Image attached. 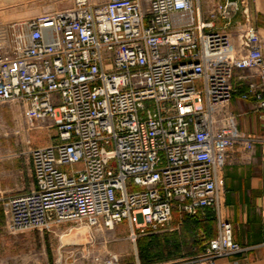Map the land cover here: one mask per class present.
<instances>
[{"label": "built area", "instance_id": "1", "mask_svg": "<svg viewBox=\"0 0 264 264\" xmlns=\"http://www.w3.org/2000/svg\"><path fill=\"white\" fill-rule=\"evenodd\" d=\"M69 1L0 29V105L59 140L30 149L35 186L5 201V231L56 234L71 223L105 234L126 224L136 242L168 228L174 212L211 209L217 236L165 264H218L240 252L224 171L234 149L261 140L230 111L234 72L258 70L264 85V38L246 0L218 1L197 23L198 0ZM239 13L238 51L216 21L230 26ZM257 90L250 84L264 109Z\"/></svg>", "mask_w": 264, "mask_h": 264}, {"label": "crops", "instance_id": "2", "mask_svg": "<svg viewBox=\"0 0 264 264\" xmlns=\"http://www.w3.org/2000/svg\"><path fill=\"white\" fill-rule=\"evenodd\" d=\"M218 1L221 0H198L196 23L199 20H207L209 12ZM246 2L251 24L264 38V0ZM0 3L5 6L0 8V12L15 11L17 3L19 9L21 6V0H0ZM69 4L71 5V2ZM241 22V13L234 18L232 25L227 27L223 20L216 21V28L225 29L231 35L232 45L237 50L240 49L237 27ZM232 80L236 91L230 102V111L237 116L238 127L242 133L248 138H260L261 141L255 143L251 152L243 148L234 149L225 167L222 186L225 192L226 215L233 226L234 240L242 250L220 259L218 264H264V109L258 108L257 98L254 94H249V86L254 83L258 85L257 93L264 99V85L258 70H236ZM244 94H249V98L243 99ZM33 132L47 133V136L53 133L32 131L27 148H21L20 141L13 136L5 140L0 139V264H21V239L19 235H10L5 231L3 205L9 198L27 194L35 186L30 149L54 145L52 141L42 143L32 135ZM170 227L169 231L149 235L151 243L162 244L161 238L167 241L173 238L179 242L176 256L163 257L165 260L198 255L203 250L202 242L198 238L203 236L204 239H213L217 236V221L211 209L195 216H183L174 212Z\"/></svg>", "mask_w": 264, "mask_h": 264}, {"label": "rangeland", "instance_id": "3", "mask_svg": "<svg viewBox=\"0 0 264 264\" xmlns=\"http://www.w3.org/2000/svg\"><path fill=\"white\" fill-rule=\"evenodd\" d=\"M69 2V0H21L20 9L17 5L15 11L0 12V29L14 22L26 21L44 13L62 10L70 6ZM4 7L0 3V8ZM11 8H14L13 5ZM34 130L51 132L49 129ZM34 130H27L21 112L15 109L13 104L0 105V139L5 140L7 137L13 136L20 141L21 148H27L30 142L29 135ZM52 132L51 135L48 134L49 136L43 132H33L32 135L42 143L52 141L55 144L57 138L55 132ZM69 168L70 166H66L64 170ZM75 226L71 223L60 226L56 229V234L38 231L18 234L21 239V264H135L137 260L141 264H157L180 258L174 257L165 260L163 257H167L166 254L161 256L160 253H157L158 250H153L148 261L144 262L139 249L140 244L145 248H151V245L154 243L153 246H155L156 242L151 243L149 235L139 237L136 242H133L129 238V228L126 224L105 234L95 233L86 227ZM78 230L81 231L73 235ZM169 230H171L170 226L158 234ZM84 232L87 234L82 236ZM64 235H69L64 238L69 237L66 243L62 240ZM202 238L203 236L198 240H201L203 245L206 240ZM161 239L160 242L165 244L167 240ZM169 240H173V238ZM60 246H64V248L60 249ZM111 255L116 256L117 261L112 259Z\"/></svg>", "mask_w": 264, "mask_h": 264}, {"label": "trees", "instance_id": "4", "mask_svg": "<svg viewBox=\"0 0 264 264\" xmlns=\"http://www.w3.org/2000/svg\"><path fill=\"white\" fill-rule=\"evenodd\" d=\"M183 245H185V242H183ZM178 248H179V242L177 240H168L165 244L156 243L155 246L151 248H145L141 244L139 246L141 257L144 262L148 261V258L151 256V253H153V250L154 251L158 250L157 253H160L161 256L163 254H166L167 257H164V258H169V257L176 256L177 254L176 252Z\"/></svg>", "mask_w": 264, "mask_h": 264}, {"label": "bare ground", "instance_id": "5", "mask_svg": "<svg viewBox=\"0 0 264 264\" xmlns=\"http://www.w3.org/2000/svg\"><path fill=\"white\" fill-rule=\"evenodd\" d=\"M79 231H81V230H78V231H76V232H75L73 235H76V234H78V232H79ZM84 234H87V233H86V232H84V233L82 234V236H83ZM73 235H72V236H73ZM65 236L67 237V236H69V235H64V236L62 237V240H63V241L66 243L69 237H68V238H66V239H64V238H65Z\"/></svg>", "mask_w": 264, "mask_h": 264}, {"label": "water", "instance_id": "6", "mask_svg": "<svg viewBox=\"0 0 264 264\" xmlns=\"http://www.w3.org/2000/svg\"><path fill=\"white\" fill-rule=\"evenodd\" d=\"M228 3H236L237 0H227Z\"/></svg>", "mask_w": 264, "mask_h": 264}, {"label": "flooded vegetation", "instance_id": "7", "mask_svg": "<svg viewBox=\"0 0 264 264\" xmlns=\"http://www.w3.org/2000/svg\"><path fill=\"white\" fill-rule=\"evenodd\" d=\"M17 5H19V4L17 3Z\"/></svg>", "mask_w": 264, "mask_h": 264}]
</instances>
